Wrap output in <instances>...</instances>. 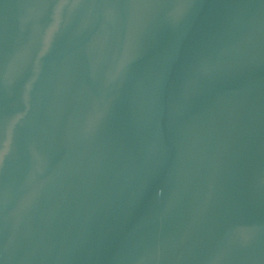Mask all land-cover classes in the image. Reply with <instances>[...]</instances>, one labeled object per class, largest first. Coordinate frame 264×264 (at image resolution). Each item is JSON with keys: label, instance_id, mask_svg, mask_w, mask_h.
<instances>
[{"label": "water", "instance_id": "obj_1", "mask_svg": "<svg viewBox=\"0 0 264 264\" xmlns=\"http://www.w3.org/2000/svg\"><path fill=\"white\" fill-rule=\"evenodd\" d=\"M0 264H264V0H0Z\"/></svg>", "mask_w": 264, "mask_h": 264}]
</instances>
